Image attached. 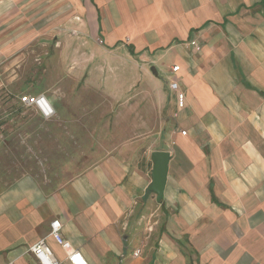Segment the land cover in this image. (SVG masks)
Masks as SVG:
<instances>
[{"label":"crops","instance_id":"crops-1","mask_svg":"<svg viewBox=\"0 0 264 264\" xmlns=\"http://www.w3.org/2000/svg\"><path fill=\"white\" fill-rule=\"evenodd\" d=\"M73 34L108 59L123 50L152 58L162 74L151 81L155 102L167 119L151 147L146 138L91 143L83 157L88 166L65 183L40 190L25 178L2 194L0 263L38 264L26 250L58 219L63 238L89 264H264V0H0L6 70L32 39ZM107 64L99 70L112 69ZM61 66L54 60L47 68L59 87V70L67 69L73 95L81 83L94 93L126 83L123 73L110 80ZM171 82L184 94L182 108ZM57 86L39 93L53 118L65 116L56 107L65 88L56 93ZM59 123L65 128L61 117ZM84 128V134L123 132L119 125ZM56 129L53 135L70 133ZM154 151L169 154L160 202L148 190ZM45 240L63 260L60 247Z\"/></svg>","mask_w":264,"mask_h":264},{"label":"rangeland","instance_id":"rangeland-1","mask_svg":"<svg viewBox=\"0 0 264 264\" xmlns=\"http://www.w3.org/2000/svg\"><path fill=\"white\" fill-rule=\"evenodd\" d=\"M117 56V59H108L97 44L73 34L64 38L51 36L32 39L22 54L7 63V70L4 63L0 65V196L17 187L19 181L25 178L36 181L40 190L52 188L57 181L59 184L65 183V180L80 174L88 166L87 159L83 160V157L91 143L92 147H98L101 142H133L143 138H146L150 147L156 143L155 139L160 134L155 132L160 129L159 122L161 126L164 125L167 113L159 111L161 109L155 102L151 81L156 72L157 76L162 74L151 62L152 58L132 57L126 50ZM54 60L61 63V67L68 68L71 64L69 71L76 67L77 72L95 73L94 77L103 73L99 68L105 67L106 62V67L112 69L105 71L102 78L110 76V80L116 79L119 73H123L126 83L113 87L106 85L96 93L93 92V86L87 88L81 83L75 85L73 95L68 88H74V84L68 76L65 78L63 75L67 69L59 70L62 75L60 87L52 80L54 72L47 65H51ZM8 78L12 79L10 85L5 83ZM22 82L23 86L20 85ZM53 86H57L56 93L60 88H65V93L56 103L60 113L65 114L60 115L66 123L65 128L60 126V117L57 115L44 121L33 109L17 104V96L44 93ZM121 90H124L122 94ZM118 114L120 116L117 118ZM57 125L60 126L58 129ZM90 125L99 128L106 125L115 128L119 125L123 132L111 135L84 134V127ZM52 128L56 132L70 133L53 135ZM84 138L86 149L83 147ZM74 139H77L76 144ZM159 140L162 141V138ZM66 141L74 145L75 149H69V145H65ZM70 160L71 164L68 163Z\"/></svg>","mask_w":264,"mask_h":264},{"label":"built area","instance_id":"built-area-1","mask_svg":"<svg viewBox=\"0 0 264 264\" xmlns=\"http://www.w3.org/2000/svg\"><path fill=\"white\" fill-rule=\"evenodd\" d=\"M191 44H194V42ZM178 70L179 66L172 67L173 72H177ZM169 87L175 92L178 108H182L184 105V94L178 91V83L171 82ZM19 104L23 107L35 110V112L38 113L44 120L51 119L55 115L54 108L43 94L20 96ZM182 134L185 135V132L182 131ZM45 238L52 239L60 247L65 254V258L63 260L56 257L49 245L46 243ZM45 238L39 240L34 245L29 246L26 250V253L30 254L38 264H89L82 253L78 249L73 248L69 242L63 238L60 220L53 219L50 221L48 233ZM138 254L139 251H137L134 255L137 256ZM5 264L14 263L8 262Z\"/></svg>","mask_w":264,"mask_h":264},{"label":"water","instance_id":"water-1","mask_svg":"<svg viewBox=\"0 0 264 264\" xmlns=\"http://www.w3.org/2000/svg\"><path fill=\"white\" fill-rule=\"evenodd\" d=\"M153 168L151 171V184L148 190L156 195V200L160 202L166 183L169 154L166 151H154L151 154Z\"/></svg>","mask_w":264,"mask_h":264}]
</instances>
